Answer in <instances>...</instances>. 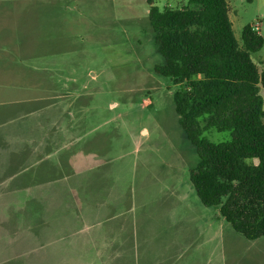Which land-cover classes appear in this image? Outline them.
<instances>
[{"label": "rangeland", "instance_id": "1", "mask_svg": "<svg viewBox=\"0 0 264 264\" xmlns=\"http://www.w3.org/2000/svg\"><path fill=\"white\" fill-rule=\"evenodd\" d=\"M156 2L161 8L167 4L180 7L187 0ZM228 4L238 41L242 42L247 24L264 37V0H228ZM148 11L145 0H0V167L5 157L1 128L5 118L25 124L43 120L50 125L54 92L74 95L80 91L86 94L90 108L99 111L88 114L89 129L97 123L99 132H109L113 159L120 164L138 163L137 177L145 170L142 163H148L156 189L159 182L155 179L164 177L182 181L188 191L191 187L197 194L190 172L198 155L179 123L174 103V92L183 85H175L154 70L163 58ZM252 58L264 65V45ZM261 94L264 98V87ZM204 135L214 142L232 138L230 130L214 127ZM126 173L122 169L123 187L132 177ZM15 191L0 195V264H35V254L46 257L42 264H70V255L79 259L80 250L68 254L70 249L65 247L72 239L60 237L59 231L53 234L59 235L57 240L46 241L41 250L36 248L33 230L48 237L45 223L39 224L47 218H33L39 203L5 200L10 195L26 197L22 190ZM66 205L62 202L54 207L56 213ZM210 207L220 213L218 206ZM53 220L54 229L63 228L55 226L63 223V217ZM230 228L240 242H233L222 264H264V236L255 239L256 244ZM249 242L256 244L251 250L246 248ZM221 262L218 258L217 264Z\"/></svg>", "mask_w": 264, "mask_h": 264}, {"label": "crops", "instance_id": "2", "mask_svg": "<svg viewBox=\"0 0 264 264\" xmlns=\"http://www.w3.org/2000/svg\"><path fill=\"white\" fill-rule=\"evenodd\" d=\"M85 95L55 91L50 125L7 117L1 126L5 157L0 195L22 190L26 197L10 195L5 200L40 204L33 218L45 215L39 224L44 222L50 234L43 238L42 231L34 228L36 248L57 240L59 235L53 234L59 231L60 237L72 239L65 247L68 254L80 250L79 259L70 255V264H217L218 258L222 264L233 242H240L232 226L182 181L158 178L156 189L148 163H142L145 170L137 177L138 163L113 159L109 132H99L97 123L89 129L88 114L99 111L90 108ZM122 169L132 176L125 187ZM62 202L67 203L65 209L56 213L54 207ZM53 217H63V223L55 225L63 228H53ZM256 244L247 243V250ZM45 258L35 254V264Z\"/></svg>", "mask_w": 264, "mask_h": 264}, {"label": "trees", "instance_id": "3", "mask_svg": "<svg viewBox=\"0 0 264 264\" xmlns=\"http://www.w3.org/2000/svg\"><path fill=\"white\" fill-rule=\"evenodd\" d=\"M157 51L154 70L175 85L178 120L198 155L190 178L200 201L218 206L249 240L264 236V65L252 58L264 45L247 24L235 36L228 0H187L161 8L145 0ZM263 62L261 61V64ZM184 84L186 85L184 87ZM230 130L214 142L204 132Z\"/></svg>", "mask_w": 264, "mask_h": 264}]
</instances>
